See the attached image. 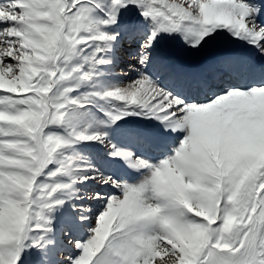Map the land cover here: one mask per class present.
I'll list each match as a JSON object with an SVG mask.
<instances>
[{
  "label": "snow or ice",
  "instance_id": "snow-or-ice-1",
  "mask_svg": "<svg viewBox=\"0 0 264 264\" xmlns=\"http://www.w3.org/2000/svg\"><path fill=\"white\" fill-rule=\"evenodd\" d=\"M0 264H264V0H0Z\"/></svg>",
  "mask_w": 264,
  "mask_h": 264
}]
</instances>
